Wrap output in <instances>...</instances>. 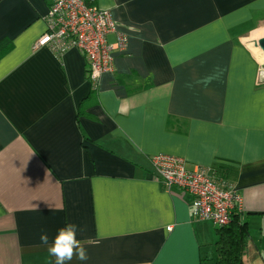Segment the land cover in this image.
Segmentation results:
<instances>
[{
	"label": "crops",
	"instance_id": "obj_1",
	"mask_svg": "<svg viewBox=\"0 0 264 264\" xmlns=\"http://www.w3.org/2000/svg\"><path fill=\"white\" fill-rule=\"evenodd\" d=\"M96 1L128 37L97 86L78 48H33L51 0H0V264H55L40 234L69 223L89 259L66 264H212L218 227L156 176L159 153L237 191L243 264H264V70L245 40L264 0Z\"/></svg>",
	"mask_w": 264,
	"mask_h": 264
},
{
	"label": "built area",
	"instance_id": "obj_2",
	"mask_svg": "<svg viewBox=\"0 0 264 264\" xmlns=\"http://www.w3.org/2000/svg\"><path fill=\"white\" fill-rule=\"evenodd\" d=\"M47 22V31L33 48L50 47L57 53L78 48L95 86L113 69L114 51L126 50L127 35L117 29L110 10L99 7L96 0H51ZM110 33H116L114 44L107 40ZM151 162L168 190L176 187L193 196L197 218L221 227L230 223L233 211L241 209L242 197L232 186L218 181L210 168L190 170L183 157L168 153L153 155Z\"/></svg>",
	"mask_w": 264,
	"mask_h": 264
},
{
	"label": "trees",
	"instance_id": "obj_3",
	"mask_svg": "<svg viewBox=\"0 0 264 264\" xmlns=\"http://www.w3.org/2000/svg\"><path fill=\"white\" fill-rule=\"evenodd\" d=\"M14 47L10 38L0 40V59ZM251 233L247 221L233 211L229 224L217 228L216 259L212 264H243L250 249Z\"/></svg>",
	"mask_w": 264,
	"mask_h": 264
},
{
	"label": "clouds",
	"instance_id": "obj_4",
	"mask_svg": "<svg viewBox=\"0 0 264 264\" xmlns=\"http://www.w3.org/2000/svg\"><path fill=\"white\" fill-rule=\"evenodd\" d=\"M78 231H80L78 225L66 224L58 230L51 244H49V235L46 231L40 234V243L47 246L49 255L55 258V264H66L74 257L82 262L89 259L87 248L78 239Z\"/></svg>",
	"mask_w": 264,
	"mask_h": 264
},
{
	"label": "rangeland",
	"instance_id": "obj_5",
	"mask_svg": "<svg viewBox=\"0 0 264 264\" xmlns=\"http://www.w3.org/2000/svg\"><path fill=\"white\" fill-rule=\"evenodd\" d=\"M255 35L259 36V38L264 35V21L258 26V28L255 31H253L247 37L248 38H252ZM247 43L251 47V49L257 54L259 60L261 61V67L264 70V55H263V52L261 51V49L259 47H255L254 44L252 43V41L248 40ZM256 264H261V262L257 261Z\"/></svg>",
	"mask_w": 264,
	"mask_h": 264
},
{
	"label": "water",
	"instance_id": "obj_6",
	"mask_svg": "<svg viewBox=\"0 0 264 264\" xmlns=\"http://www.w3.org/2000/svg\"><path fill=\"white\" fill-rule=\"evenodd\" d=\"M253 44L255 47H259L264 55V35L261 36L258 40H255Z\"/></svg>",
	"mask_w": 264,
	"mask_h": 264
},
{
	"label": "bare ground",
	"instance_id": "obj_7",
	"mask_svg": "<svg viewBox=\"0 0 264 264\" xmlns=\"http://www.w3.org/2000/svg\"><path fill=\"white\" fill-rule=\"evenodd\" d=\"M258 38H259V36L255 35L254 37H252V38H246L245 40L246 41L249 40V41H252V43H254L255 40H258Z\"/></svg>",
	"mask_w": 264,
	"mask_h": 264
}]
</instances>
